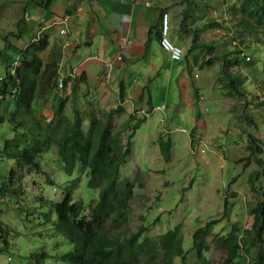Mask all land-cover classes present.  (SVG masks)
Here are the masks:
<instances>
[{
  "label": "rangeland",
  "instance_id": "rangeland-1",
  "mask_svg": "<svg viewBox=\"0 0 264 264\" xmlns=\"http://www.w3.org/2000/svg\"><path fill=\"white\" fill-rule=\"evenodd\" d=\"M77 1L79 0H53L50 6L44 7V0H0V77L4 75L6 59L9 61L21 53L24 43L30 40L41 26L51 34L50 39L53 36L61 37L52 22L66 14L61 12L62 6L64 9L69 2ZM155 1L157 0H152ZM202 1H165L174 5V8L170 9L181 20L172 31L170 28L169 39L183 48V56H186L190 63L192 57L194 60L200 59L202 49L194 48L192 52H188V35L185 31L181 32L184 29L180 27L181 24L184 26L182 18L186 20L185 18L189 17L190 26H193L196 22L194 14L201 15L200 21L198 19L201 22L203 15L204 20L212 19V15L224 1L229 3L228 5L238 4L237 0ZM194 4L198 8H195ZM158 21L154 16L148 27L154 26ZM225 24L227 25V22ZM65 28L71 41H77V32L84 35L85 26L83 30H79L78 18L74 15L68 16ZM213 28L206 31L219 42L217 45L220 50L234 48V43L242 41L239 45L244 53L232 73L241 72L245 82L242 84L241 97L225 96L224 81L218 79L219 62L214 61L208 66L200 62V68L197 67L198 77L191 74L198 82L208 74L205 83L199 84L201 94L198 100L194 101L192 94L193 102L202 110L200 117L195 116L198 107L195 108L196 112L189 113L188 109L183 111L182 98L174 88V73L171 69L168 71L166 63L159 66L166 54L160 46L158 47L153 31L149 37L147 35L148 40L140 58V61L145 62V69L150 63L152 67L156 63L155 68L151 70L153 78L149 82L141 79L142 69L134 59L121 62L125 63L124 70L127 75L132 76L138 85H146L143 92L141 87V93L150 98L152 106L150 108L145 100L134 99L136 110L130 109L128 112L132 102H127L123 103L126 111L113 115V122L118 128L125 127L130 119L134 122L140 117L143 118L131 138L130 152L125 162L119 166V179H135L136 185L129 202V219L124 228L125 231H134L139 224L146 225L147 229L143 235L154 237L180 223L182 246L187 250V254L184 262L176 257L173 264H201L196 251L190 249L192 233L216 217L218 222L212 226L213 232L205 238L208 248L203 250L207 264L224 263L222 255L223 251H226L227 242L221 243L218 235L224 236L225 232L235 234L238 230L240 233L236 239L239 244L238 251L242 255L236 257L234 264H252L248 263L249 259L255 258L259 251L263 258L261 264H264V45L252 43L255 36L253 34L235 38L229 32L222 33V29L217 31ZM17 31L21 32L6 37L9 33ZM180 34L186 39L185 42L184 39L174 37H179ZM65 39L63 38L62 42ZM198 41L202 42L201 39ZM57 44L60 50V45ZM153 49L158 53L157 57L152 55ZM91 53L98 58L103 57L94 47L84 46L72 48L70 59L67 55H60L57 75L66 76L63 86L53 87L46 95L42 98L36 97L33 102L34 108L41 114L44 109H48L45 112L48 116H44L45 118L53 117L61 99H64L63 112L68 117H72V108L83 114L92 111L102 116L110 105H116L117 99L107 104L105 95L100 97L97 93V96H93V90L90 89L92 85L80 80V67L71 70V67L86 60ZM41 55L44 57L43 53ZM210 55L209 52L204 54L205 57ZM181 60L171 62L176 65ZM197 62L194 61L192 65ZM72 84L75 85L73 92L70 88ZM95 90L98 91L96 88ZM9 101L6 97L0 103V114L5 118L0 123V150L4 139L13 135L7 119L14 108V102ZM87 123V120L83 122L84 128ZM128 133L125 131L122 134L123 142ZM194 134L201 135L202 140L197 142L199 137L194 140ZM160 135L164 139L168 137L171 141L170 157L167 161L160 153L157 143ZM254 145L260 147L261 151L255 153ZM258 158L260 162L257 161ZM39 163V171L25 173L23 169L15 168L14 160L3 155L0 158V189L2 182H8L5 183L8 184V195H0V223L9 235L8 248L0 252V264H33L30 255L41 250L47 253L43 264H67L59 260V255L67 252L71 245L68 239L54 231L52 222L56 217L52 205L61 200L62 190L67 185L74 184L73 198L81 200L85 206L97 197V190L87 185V168L82 169L80 164L76 163L71 174L65 173L55 146L41 154ZM10 168L15 171L11 176L8 175ZM137 175L139 178H136ZM138 181H141V187H138ZM225 200L229 201V204L224 208ZM255 213L262 220L263 226L259 249V243H255L256 232L251 227Z\"/></svg>",
  "mask_w": 264,
  "mask_h": 264
},
{
  "label": "trees",
  "instance_id": "trees-1",
  "mask_svg": "<svg viewBox=\"0 0 264 264\" xmlns=\"http://www.w3.org/2000/svg\"><path fill=\"white\" fill-rule=\"evenodd\" d=\"M237 1V5L235 3L227 5L226 20L220 22L213 20L193 29L188 47V52H192L194 48H201L203 58L205 52L211 53L204 60L207 66L214 61L219 62L218 79L224 81V95L228 97L243 95L242 84L245 78L240 71V73H232V69L240 63V56L244 53L239 45L242 41L234 43L236 45L232 49L217 50L219 45L216 40L198 43L197 39L198 33L214 27L213 29H222L223 33H231L235 38H240L244 34H253L255 36L252 43L258 42L264 45V0ZM51 2L52 0H44L42 6L47 7ZM194 18L199 16L194 14ZM152 31L158 41L159 26L149 27L148 37ZM47 46L48 35L42 32L21 50V60L14 74L10 75L9 70L5 68L4 75L0 79L1 93H9L10 89H16L12 99L14 108L7 119L13 135L4 139L0 153L14 160L15 168L30 173L40 170L41 154L47 152L51 146H55L57 157L62 161L65 173L71 174L76 163H79L82 169L87 168V185L97 190V197L85 206L81 200L73 198L74 184L67 185L62 190L61 200L52 205L56 217L52 222L54 231L68 239L71 245L67 252L59 255V260L67 264H173L174 259L178 257L184 262L187 250L182 246L183 235L180 223L154 237L143 235L147 227L142 224H139L134 231H125L124 227L129 219V202L134 195L136 185L135 179H119V166L125 162L130 152L131 138L143 118L140 117L134 122L130 119L122 128L114 124L113 115L124 112L123 83L118 85V103L102 116L92 111L83 114L72 108V117H68L63 112L64 99H61L53 117L46 120L34 108L33 102L36 97L42 98L53 87L55 88L61 55V49L55 48L50 51L47 60L43 61L40 53ZM80 78L85 82L83 73L80 74ZM70 88L73 92L75 85L72 84ZM141 97L142 94L139 99ZM195 97H198L196 91ZM147 99L149 102L150 98ZM2 100L0 99V103ZM4 119L0 114V123ZM85 120L88 122L86 128L83 127ZM125 131L129 133L123 142L122 134ZM157 143L160 153L167 161L170 157V139L168 137L164 139L160 135ZM254 151L260 152L261 148L254 145ZM257 161L260 162V159L258 158ZM13 174L15 171L10 168L8 175ZM136 178L139 176L137 175ZM48 181L53 182L51 179ZM5 183L8 182L4 181L1 184V197L8 195V184ZM137 185L141 187V181H138ZM217 222V219L209 220L192 233L190 249L196 251L201 264L208 262L203 250L208 248L205 238L210 236L211 228ZM251 227L256 232L255 243H259L257 245L259 249L263 226L257 213L253 214ZM235 234L218 235L221 243L227 242L223 264H229L239 252ZM8 236L7 229H4L0 223V252L8 248ZM46 258L47 253L44 250L35 251L30 255L33 264H43ZM262 261V254L259 251L258 255L253 257L252 264H261Z\"/></svg>",
  "mask_w": 264,
  "mask_h": 264
},
{
  "label": "crops",
  "instance_id": "crops-1",
  "mask_svg": "<svg viewBox=\"0 0 264 264\" xmlns=\"http://www.w3.org/2000/svg\"><path fill=\"white\" fill-rule=\"evenodd\" d=\"M148 1L150 5L132 4L128 0H124V1L123 0L122 1L79 0L76 3L69 2V5L67 6L65 5L64 9H63V6L61 7V12L62 13L66 12V14L59 16L57 17V19H54V20L57 21L58 18L60 17L66 16L68 18V16L71 17V15H74L75 17L78 18L79 30H83L85 26L84 35L81 32H77L76 42L71 41L67 37L68 31L64 37H62L58 33V35L61 37L56 38V36H53V38L50 39L51 34L46 32V30L43 28L44 26H41L39 29H37V31L32 36V38L24 43L21 49H23L28 44V42L32 41L34 37H36L42 32L48 35V46L44 51L40 53V57L42 58L43 61L47 60L48 55L51 50L58 48L57 43H59V45L61 46V42L63 38L64 39L67 38L68 40L67 39L65 40L71 42L70 43L71 47L68 51L64 52V50L61 47V51H62L61 55H63V57L67 55L69 59L71 58L70 54H71L72 48L79 47V46H84L85 48L94 47L95 49L101 52L103 57L98 58L97 55H95L94 53H91V55L86 60L80 62L74 67H71V70L72 68L73 69L75 68L77 70V68L80 67L81 68L80 70L84 74L85 81L88 82V84L92 85V88L90 89L93 90V96H97V93L100 94V97L105 95L106 96L105 100L107 104L110 103L112 100L114 101L116 99H117L116 104L118 103V85L119 83L122 82L125 88V100L122 102V106H123V103L132 102V104L130 105L128 104L129 109L128 108L127 109L129 112L130 109H135L136 107L134 99L135 100L138 99L140 101L145 100V102L148 101V99L144 97L143 93H141L142 86L138 85L132 76H129L126 74L124 70L125 63L122 64L121 62L130 61L134 59L135 63H137L142 69L141 79L143 78V81L149 82L153 78L151 74V70L155 68L156 63L154 64L153 67H152V63H150L151 65L149 64L150 66H148L147 69H145L146 68V66H144L145 62L140 61L141 55L143 53V49L145 48V44L147 41L149 23L151 22L152 18H154V16H156L157 19H159L161 11H167L169 13L170 20H171V23H170L171 31L181 21L180 17L173 14L172 10L170 9V7L174 8V5L172 6L170 3H166L165 2L166 0H157L155 2H152V0H148ZM202 2H204V0ZM50 4L48 6H50ZM228 4L229 3H227L226 1L221 3L218 6V11L212 15V19L204 20L205 15H203L202 21L199 22L200 19L196 18L195 20L196 22L194 23L193 26H190L191 20H189V17H186L185 18L186 20L182 18V23L184 24L182 28L184 30H181V32L185 31L188 35L187 37V39H189L188 47L190 45V38H191L193 29L199 28L202 24L208 23L213 20L218 21V22L226 20L227 16H226L225 9ZM193 6L195 8H198L197 5L195 4ZM186 8L187 7H185V9ZM191 11L192 10H190L189 13L192 15ZM122 16H127L128 21H122L121 20ZM200 16L201 15H199V17ZM20 20H22V18H20ZM158 25H159V21L154 26H150V27L158 28ZM55 27L57 28V25H55ZM19 32L21 31L9 33L6 37H9L11 34L18 35ZM209 34L211 33L207 31L203 32L202 35L201 33H198L197 42L199 43L200 41L198 40L200 39L202 40V42H205L208 40H216V39H213V37H211ZM174 37L176 39L178 38H181L182 40L184 39V42L186 41V39L184 38L182 34H180L179 37H176V36ZM120 43L126 44L125 55L121 61H117L115 60V55L119 49ZM156 43L158 45V41H156ZM216 43L219 44L217 40H216ZM227 49H230V48H224L221 50H227ZM217 50H220L219 46ZM42 53L44 54V57H42L41 55ZM165 54H166V57L163 58L159 66H161L163 63H166L165 65L168 67V71L169 69H171V72L174 73V75L172 76L175 82L174 88L176 89L178 96L182 98L181 103L183 106V111H186V109H188L189 113H192V111L196 112L195 108L198 107V110L195 113V116L200 117L202 114V110H200L199 106H197L195 102H193L192 94L195 97V91H196L198 94V97L200 96L201 94L200 85L205 83L206 81L205 79L208 76V74H206L200 82L195 80L198 77L197 67L200 68V65H201L200 62H204L206 57L203 58L202 53L199 56L200 58L199 60L198 59L194 60L193 59L194 57H192L191 58L192 63L194 61H198L195 65H192V63L189 62L188 58L186 56H183L184 58H186L185 60L187 62V65L185 66V60L183 57L179 63L174 65L171 62V59L168 58L169 57L168 53L165 52ZM18 55L20 56V59H21L22 54L18 53L16 56H14L9 61L6 59V62H7L6 64H11ZM152 55L154 57H157L158 53H156V51L154 50L152 52ZM106 59L111 60V66L107 68H103V61H105ZM87 70H90V72H87ZM192 73H193V76H196L195 79L194 77L191 76ZM136 85L138 87H136ZM145 87L146 85L142 87V92L144 91ZM95 88L98 91H96ZM191 89H192V92H191ZM141 94H142V97L139 99ZM198 97L197 98L195 97L194 101L198 100ZM11 101L12 100H10L9 102ZM146 103H149L147 105H150L149 106L150 108L152 107L151 100ZM112 107H115V106L113 105L109 106V108H112ZM47 111L48 109H44L42 111V115L47 117L48 115L45 114V112ZM137 111L142 112L143 110H137ZM50 117L51 116H49V118ZM46 120H50V119L46 118ZM249 197H250L249 199L252 198V193H250ZM224 202H225V205H224V208H225L229 204V201L225 200ZM213 219H217V218L215 217V218H212L211 220ZM252 221H253V218H252ZM236 230L237 229L235 228V231ZM236 232H235L236 233L235 236L237 238L240 232L239 230ZM224 234L226 235L228 234V232H225ZM240 255H242V253L238 252L237 256H240ZM222 258L223 259L226 258V251H223ZM235 259H233L229 264H234V262L236 261ZM252 261H253V258L250 259V263H252Z\"/></svg>",
  "mask_w": 264,
  "mask_h": 264
},
{
  "label": "built area",
  "instance_id": "built-area-1",
  "mask_svg": "<svg viewBox=\"0 0 264 264\" xmlns=\"http://www.w3.org/2000/svg\"><path fill=\"white\" fill-rule=\"evenodd\" d=\"M117 1H122V0H117ZM124 1V0H123ZM130 3L132 4H145V5H149L148 0H128ZM122 21H128V17L127 16H122L121 17ZM68 21V18L66 16L61 17L60 19H58L57 24L58 26V33L62 36L66 34V22ZM170 16L169 13L167 11H161L160 14V18H159V31H160V38L158 40V44L161 47L162 50H164L165 52L168 53L169 58L171 60H181L182 56H183V48L180 45L174 44L170 39H169V33H170ZM62 49L64 51H67L68 49H70V42L67 40H64L61 44ZM125 43H120L119 44V49L115 55V60L117 61H121L125 55ZM19 56H17L13 62L11 63L10 67H9V74L12 75L15 72L16 67L19 64ZM111 66V60L106 59L105 61H103V68H107ZM63 76L59 75L58 79L56 80V84L57 87H62L63 86ZM1 79V78H0ZM16 89L12 88L10 89L9 93L3 94L0 92V98H3L4 96H8L9 98L13 99L14 93H15ZM9 94V95H7ZM196 137H199V139L197 140V142H200L202 140L201 135H196L194 134V140H196Z\"/></svg>",
  "mask_w": 264,
  "mask_h": 264
},
{
  "label": "clouds",
  "instance_id": "clouds-1",
  "mask_svg": "<svg viewBox=\"0 0 264 264\" xmlns=\"http://www.w3.org/2000/svg\"><path fill=\"white\" fill-rule=\"evenodd\" d=\"M161 14V13H160ZM61 18V17H60ZM60 18H58V19H60ZM160 18V17H159ZM58 21V20H57ZM57 21H54L52 24L53 25H57V28H58V24H57ZM58 30V29H57ZM60 35V34H59ZM37 38V36L36 37H34L32 40H34V39H36ZM61 44H62V42H61ZM62 46H60V48H61ZM69 50V49H68ZM67 50V51H68ZM65 52V51H64ZM61 53H62V51H61ZM19 56V55H18ZM19 59H20V56H19ZM21 60V59H20ZM19 63H20V61H19ZM7 65V64H6ZM10 65L11 64H9L8 65V67L6 66V68L9 70V67H10ZM70 74V73H69ZM60 75V74H59ZM59 75H57V77H56V80L58 79V77H59ZM63 76V75H62ZM68 76H71V75H68ZM3 77V76H2ZM2 77H0V78H2ZM64 78L66 77V76H63ZM64 78H63V80H64ZM55 87L57 88V84L55 83ZM3 94H6V93H3ZM6 97H8V96H5L4 98H0V99H3V100H5V98ZM9 98V97H8ZM9 100H12L11 98H9ZM190 134H193V133H190ZM190 134H189V136H190Z\"/></svg>",
  "mask_w": 264,
  "mask_h": 264
}]
</instances>
